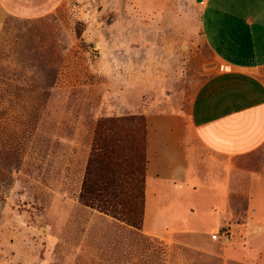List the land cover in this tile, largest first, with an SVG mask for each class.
<instances>
[{
    "label": "rangeland",
    "instance_id": "obj_1",
    "mask_svg": "<svg viewBox=\"0 0 264 264\" xmlns=\"http://www.w3.org/2000/svg\"><path fill=\"white\" fill-rule=\"evenodd\" d=\"M203 2L0 0V264H248L224 256L241 239L263 259L264 230L158 237L80 200L99 119L144 115L155 96L186 107L229 71L204 40Z\"/></svg>",
    "mask_w": 264,
    "mask_h": 264
},
{
    "label": "crops",
    "instance_id": "obj_2",
    "mask_svg": "<svg viewBox=\"0 0 264 264\" xmlns=\"http://www.w3.org/2000/svg\"><path fill=\"white\" fill-rule=\"evenodd\" d=\"M202 30L229 71L204 82L186 107L155 96L139 112L147 118L143 228L158 237L264 230V161H247L264 148V0H204ZM242 198L246 219L236 223ZM238 242L224 256L264 264V249L256 261Z\"/></svg>",
    "mask_w": 264,
    "mask_h": 264
},
{
    "label": "trees",
    "instance_id": "obj_3",
    "mask_svg": "<svg viewBox=\"0 0 264 264\" xmlns=\"http://www.w3.org/2000/svg\"><path fill=\"white\" fill-rule=\"evenodd\" d=\"M146 169V117H103L96 125L80 200L141 229Z\"/></svg>",
    "mask_w": 264,
    "mask_h": 264
},
{
    "label": "built area",
    "instance_id": "obj_4",
    "mask_svg": "<svg viewBox=\"0 0 264 264\" xmlns=\"http://www.w3.org/2000/svg\"><path fill=\"white\" fill-rule=\"evenodd\" d=\"M203 2V1H202ZM232 228L222 229L212 234L213 239L231 240Z\"/></svg>",
    "mask_w": 264,
    "mask_h": 264
},
{
    "label": "water",
    "instance_id": "obj_5",
    "mask_svg": "<svg viewBox=\"0 0 264 264\" xmlns=\"http://www.w3.org/2000/svg\"><path fill=\"white\" fill-rule=\"evenodd\" d=\"M198 2H202L203 0H197Z\"/></svg>",
    "mask_w": 264,
    "mask_h": 264
}]
</instances>
